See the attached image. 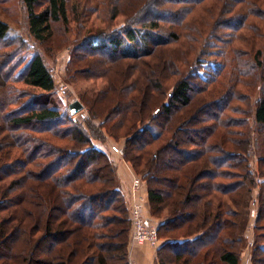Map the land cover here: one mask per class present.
Returning <instances> with one entry per match:
<instances>
[{
    "label": "trees",
    "instance_id": "1",
    "mask_svg": "<svg viewBox=\"0 0 264 264\" xmlns=\"http://www.w3.org/2000/svg\"><path fill=\"white\" fill-rule=\"evenodd\" d=\"M98 1L116 25L125 24L91 31L85 55H110L108 70L122 79L126 60L140 64L157 52L162 71L172 61L178 71L165 81L148 75L142 94L129 90L137 79L114 81L118 96L105 112L97 104L112 83L88 91L82 99L92 116L74 117L42 54L30 58L18 77L42 95L19 112L1 108L9 139L0 142V264H132L130 212L118 167L95 144L104 137L99 126L126 139L124 158L146 182L165 239L158 264H242L255 190L251 260L264 264V0ZM23 2L41 44L53 37V23L70 29L86 14L72 0H47L43 10L41 0ZM170 4L178 9L164 18ZM9 31L0 19L4 46ZM24 232L28 249L8 257Z\"/></svg>",
    "mask_w": 264,
    "mask_h": 264
},
{
    "label": "rangeland",
    "instance_id": "2",
    "mask_svg": "<svg viewBox=\"0 0 264 264\" xmlns=\"http://www.w3.org/2000/svg\"><path fill=\"white\" fill-rule=\"evenodd\" d=\"M72 2L74 5H79V11L82 14L86 13L85 16L81 19H78L75 16L72 20L70 29L66 28L60 23H53V37L47 43L41 44L38 40H36V38L31 34L29 30L28 14L23 0H0V19L8 22L10 26L9 37L7 41V44L9 46H4L5 44H3L2 42L0 43V64L3 61L5 62L12 59L11 63L9 64L12 65V68H9V65L6 66L5 69H2V67H0V142H8L9 139V133L4 129L5 122H3L2 118V106H6L10 111L18 110L19 112V109H24L25 107H29L28 105H31V103H26L32 95L40 97V95H42L43 93L33 90L23 81V77H18L19 73L23 70V67L26 66L30 58L35 53L42 54L46 61V64L53 72L57 85L55 92L63 102V104L65 106H68L69 108L72 102L79 99L85 105L82 111L72 115L74 117H81V115L83 114H86L89 117L92 116L91 108L87 105L86 101H83L82 99V96L84 95L88 97L90 93L88 91H91V93L96 91V89H98V91H104L107 85L109 83H112L113 89L110 94L106 95L107 93H101V98L99 99L97 104L98 108L101 109L100 112H105L107 110H110L109 108H112V106L115 105L114 101L118 96L116 87L114 88V81L117 80V87H119L122 85H128L129 83H131V81L137 79L140 83L138 87L139 89L136 86H133L134 88H130L129 90L134 94H142L145 88L146 90L149 88V82L147 81L148 75L151 80L160 77L165 81L168 72L178 71V66L176 67L174 61L171 62L169 67L165 68L166 71H162V69L160 68L162 63L159 62V60L161 61V57L157 52L150 56H146L140 64H138V62L134 60H126V69L125 73H123V75H126L125 79H122V77L119 78L118 73L116 74L115 72V69L111 70V72L108 70V66L110 67L111 62L108 60L110 55H107V57L104 56V58H94L92 56L85 55V51H88V53H90V51L85 48V46L83 45V41L84 38L87 35H90L91 31L93 30L97 32L102 31L105 33H109L110 31L117 29L121 30L123 25L125 24V19L120 18L118 20V24L116 25V22H114L111 19L110 15L105 12V9L103 7V9H100L98 0H72ZM46 5L47 0H41V3L37 9L43 10L45 9ZM174 7L175 6L173 4H170L168 6H165V8H162L163 17L169 18V14H171L172 11L178 9ZM97 10H99V16ZM163 25V28L169 27L167 24ZM177 46L178 45L175 44L174 47L178 48ZM157 65H160V67H158ZM118 70L120 74V70L122 71L123 69L121 67ZM127 88L129 87L127 86ZM122 96L124 99L125 96L123 94L120 96V98ZM91 119L96 125H99V123L103 121L100 118ZM84 125L89 130V132L93 134L88 124L84 123ZM195 126H200V124L195 123ZM99 130L102 132L104 137L102 139H96L95 144L110 152L118 169L120 166L125 167V165H130L128 167L131 173L130 185L128 186V188H125L122 185L128 208L130 205V198L132 197L131 183L133 178L132 173H134L140 176L143 180V187L140 194H142L144 197L145 208L146 204L149 202L148 205L150 207V213L152 215L151 204L148 200V189L145 180L138 172H136L133 165L125 160L124 154L121 156L120 154H116L111 150V146L114 144L121 146L124 150L126 139L124 137L120 138L119 140L115 139L110 134H108L106 128H103L102 126H99ZM17 193L18 190H15L11 194V197L14 198ZM257 193L258 190H255L253 196H251L252 198H249L250 202L247 207L249 220L248 227L246 229V235L248 239H246L244 246L242 264H253L251 260V256L253 254L251 243L253 237V224L255 222L257 208L255 202ZM144 212L146 214L145 209ZM154 217L160 219L161 221L160 217ZM149 220L155 225L159 224H157V222H154L152 218H149ZM28 238L29 234L26 232L22 233L20 237L14 236V251H11L10 254H8V257H11V255L15 256L17 253L27 250L29 244V241L27 240ZM164 241L165 239H163V243ZM2 245L3 244L0 245V263L4 259L6 260L5 256L1 257V255L5 253H3V251H6L4 249L5 247Z\"/></svg>",
    "mask_w": 264,
    "mask_h": 264
},
{
    "label": "built area",
    "instance_id": "3",
    "mask_svg": "<svg viewBox=\"0 0 264 264\" xmlns=\"http://www.w3.org/2000/svg\"><path fill=\"white\" fill-rule=\"evenodd\" d=\"M112 152L124 154V150L121 146L114 144L111 146ZM130 165L128 164V167ZM132 183L131 191L132 197L130 198V218L132 222L131 228V245L136 244H148L152 246H157L160 243V235L158 230V225L150 222L149 218L146 216L145 201L142 194H140L143 187V180L137 174L132 173Z\"/></svg>",
    "mask_w": 264,
    "mask_h": 264
},
{
    "label": "crops",
    "instance_id": "4",
    "mask_svg": "<svg viewBox=\"0 0 264 264\" xmlns=\"http://www.w3.org/2000/svg\"><path fill=\"white\" fill-rule=\"evenodd\" d=\"M118 170L121 176L122 185L125 188H128L131 182V173L128 169V165H125V167L120 166ZM148 203L146 204V208H145L146 215L148 216V218H152L154 222H157L158 224L160 222V219H157L151 215L150 207ZM162 244H163V239L160 241L158 246H152V245L150 246L148 244L130 245V258L132 264H158V249Z\"/></svg>",
    "mask_w": 264,
    "mask_h": 264
},
{
    "label": "water",
    "instance_id": "5",
    "mask_svg": "<svg viewBox=\"0 0 264 264\" xmlns=\"http://www.w3.org/2000/svg\"><path fill=\"white\" fill-rule=\"evenodd\" d=\"M85 105L82 103L81 100H75L70 104V109L72 114H77L78 112L84 109Z\"/></svg>",
    "mask_w": 264,
    "mask_h": 264
}]
</instances>
